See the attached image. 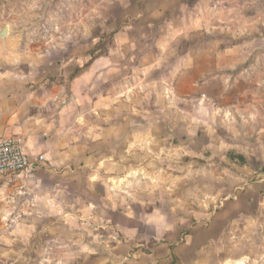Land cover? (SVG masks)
I'll list each match as a JSON object with an SVG mask.
<instances>
[{"label":"rangeland","instance_id":"1","mask_svg":"<svg viewBox=\"0 0 264 264\" xmlns=\"http://www.w3.org/2000/svg\"><path fill=\"white\" fill-rule=\"evenodd\" d=\"M148 1L0 0V31L7 27L6 37L0 39V58L12 52L18 64L17 57L26 52L45 54L47 61H53L85 54L89 58L104 50L102 54L120 49L119 56L130 65L124 73L128 75L125 83L115 80L101 90L116 92L124 85L125 93L128 91L125 109L138 112L136 117L141 121L142 117L146 121L157 117L173 122L168 137L174 139L176 157L183 158L189 152L195 160L189 174L175 177L172 208L166 200L169 195L161 188L156 203L142 201L144 180L136 177L133 192L122 190L118 197L121 202L136 201L131 207L135 217L131 223H124L121 216L120 227L113 222L98 227L96 220L87 222L83 217L70 222L69 214H63L61 222L49 214L44 220L32 215L26 226L0 229V264H136L137 255L149 253L157 244L154 237L144 233H157L162 224L163 237L172 238L177 248L166 264H264V202L256 191L250 192V185L264 183V0H221V12L214 13L209 3L204 14L199 9L201 0L179 1L176 11L163 20L146 16ZM231 6L242 16L239 21L228 18ZM245 20L255 22V31L241 30L238 41L249 44L246 51L252 52L251 60L227 68L223 82L209 81L202 90L204 96L201 98L200 89L189 98V105L179 98L172 102L166 88L176 87L177 81L169 71L176 72L175 64L187 48L205 38L198 33L199 28L218 24L236 31L247 27ZM235 39L225 36V44ZM163 43H168L166 52L161 48ZM130 44L128 52L121 50ZM97 45L99 48L91 53ZM145 48L158 63L146 76L142 65L136 66L145 59L140 58ZM238 53L242 60L248 57L243 50ZM222 62L225 67L226 60ZM239 68L242 72L238 73ZM150 79L152 84L148 85ZM239 90L243 96L238 95ZM165 107L171 112L164 111ZM187 138L196 143L191 151L186 142L180 143ZM197 139L211 141L215 148L198 146ZM156 181L146 186L164 188L167 180ZM246 189L249 191L242 194ZM235 196L238 204L232 206ZM218 211L223 213L216 214L211 223ZM147 222L150 227L145 226ZM195 224L199 226L193 228Z\"/></svg>","mask_w":264,"mask_h":264},{"label":"crops","instance_id":"2","mask_svg":"<svg viewBox=\"0 0 264 264\" xmlns=\"http://www.w3.org/2000/svg\"><path fill=\"white\" fill-rule=\"evenodd\" d=\"M179 1L182 4L184 2L149 0L145 14L149 18L163 20L167 14L176 11L175 5ZM222 2L201 0L200 12L206 13L205 7L209 3L213 4L214 13L221 12ZM230 9L228 18L239 21L237 19L242 18L239 12L233 6ZM243 16L247 19L245 13ZM245 24L247 27H238L236 31L229 25L218 24L199 28L198 33L205 34V38L187 48V53L175 64L176 72L169 71L170 76L174 75L177 81L176 87L166 88L172 102L179 98L189 105V98L200 89L201 98L204 96L202 90L209 81L216 79L223 82L225 75L229 73L227 68L241 66L251 60L249 56L252 52L246 51L249 44H241L238 38L243 32L241 30L248 32L252 29L254 32L255 22L245 20ZM225 36L236 39L228 45L225 44ZM167 45L168 43H163L161 46L164 52ZM130 46L131 44L125 45L121 50L128 52ZM241 50L245 55L248 54L243 60V55L238 53ZM145 51L140 55V58L145 59L136 66L138 68L142 65L146 76L153 72L158 63L151 50L145 48ZM120 54V49H116L93 59L87 58L85 54L47 61L45 54L34 56L26 52L17 57L18 64H15L12 52L0 58V137H20L23 150L28 155L43 154L47 161L45 166L31 175L0 177V229L5 226H26L32 215L44 220L46 214L54 216L56 222L63 221V214L72 217L70 222L82 217L87 222L94 219L98 227H103L104 222H113L120 227L121 216L124 223H131L135 218L131 207L136 201L121 202L118 197L122 190L126 193L133 192L131 189L136 177L144 180L140 193L142 201L156 203L157 190L161 188L162 193L169 195L166 198L170 201L169 207H173L175 177L181 176L183 172H191L194 168V164H191L195 161L194 155L188 152L183 158L176 157L174 139L172 135L168 137V130L173 132V122L157 117L147 121L142 117L141 121L136 117L138 112L127 111L124 97L128 91L125 93L124 85L116 92L104 93L101 90L105 84L115 80L119 84L121 80L125 83L128 75L124 73H128L125 70L130 65L123 61ZM223 59L226 60L225 67ZM74 68H79V72L66 80L65 75ZM240 71L242 72V68L238 73ZM211 74L214 76L209 78ZM147 82L151 85L152 79ZM241 91H238L239 96H243ZM198 103L203 105V100L198 99ZM163 110L171 112L169 107ZM95 119L98 121L95 122ZM184 142L188 151H191V146H196L188 138L180 141L181 144ZM196 142L201 147L205 145L215 148V145L211 147V141L203 143L197 139ZM202 167L198 168L199 171ZM160 178L167 180L164 188L146 186ZM129 186L131 187L128 188ZM253 186L250 185V192L256 191L261 195L260 201L264 202V192L261 191L264 183ZM247 190L249 191L246 189L242 194H246ZM237 198L235 196L230 202L232 206H237ZM119 206L125 210H121ZM222 213L216 212L211 223L216 220V214ZM149 225L150 223H145L146 227H150ZM161 226V231L157 233L143 232L144 236L154 237L157 244L149 253L137 255L134 260L136 264H166L171 255L176 254L177 248L172 238L163 237ZM196 226L199 224H195L193 228ZM160 239L163 241H159Z\"/></svg>","mask_w":264,"mask_h":264},{"label":"built area","instance_id":"3","mask_svg":"<svg viewBox=\"0 0 264 264\" xmlns=\"http://www.w3.org/2000/svg\"><path fill=\"white\" fill-rule=\"evenodd\" d=\"M46 162L43 154L28 155L20 137H0V177L31 175Z\"/></svg>","mask_w":264,"mask_h":264},{"label":"trees","instance_id":"4","mask_svg":"<svg viewBox=\"0 0 264 264\" xmlns=\"http://www.w3.org/2000/svg\"><path fill=\"white\" fill-rule=\"evenodd\" d=\"M185 2H190V0H184ZM116 32V31H115ZM100 45V44H99ZM99 45H97V46H95L92 50H91V53H93L95 50H97L98 48H99ZM102 53H105V50H104V52H102ZM102 53H99V54H95V55H93L91 58L93 59V58H96V57H98V56H100V55H102ZM79 68H75L73 71H72V73H70V75H69V77L68 78H73L78 72H79ZM240 158L242 159V156H240Z\"/></svg>","mask_w":264,"mask_h":264},{"label":"water","instance_id":"5","mask_svg":"<svg viewBox=\"0 0 264 264\" xmlns=\"http://www.w3.org/2000/svg\"><path fill=\"white\" fill-rule=\"evenodd\" d=\"M6 35H7V27L6 26H4L3 28H2V30L0 31V39L1 38H5L6 37Z\"/></svg>","mask_w":264,"mask_h":264}]
</instances>
